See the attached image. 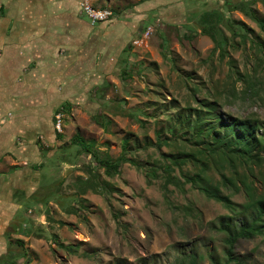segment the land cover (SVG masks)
<instances>
[{
	"label": "rangeland",
	"instance_id": "rangeland-1",
	"mask_svg": "<svg viewBox=\"0 0 264 264\" xmlns=\"http://www.w3.org/2000/svg\"><path fill=\"white\" fill-rule=\"evenodd\" d=\"M85 1L111 16L92 24L83 11ZM226 1L0 5V24L4 18L25 19L19 33L30 26L45 30L51 46V52H35L23 62L25 70L40 76L36 68L48 65L43 72L50 84L24 86L20 93L23 105L32 100L28 89L36 98L51 96L37 119L41 123L35 122L43 132L6 134V152L15 162H4L0 171L19 167L28 153L36 159L24 166L25 181L13 189L12 220L2 230L0 257L10 259L8 264H189L191 257L197 264H227L229 230L222 225L233 230L252 221L256 210L239 214L248 192L240 184L236 193L219 186L237 209L233 214L185 180L201 173L204 162V183L219 185L221 172L231 177L234 171L264 197V152L259 161H236L234 170L227 158L200 151L213 134L224 132L223 121L255 125L262 138L264 1L229 0L245 4L236 11L226 9ZM212 10L239 33L232 40L231 30L221 25L229 38L224 51L200 29V17ZM3 97L8 104L12 95L4 91ZM5 110L4 122H12L9 113L22 109ZM76 136L93 142L95 155L74 142ZM16 147L27 150L18 158ZM123 154L139 167L125 162L107 174L101 159L114 162ZM188 155L198 160L165 170L171 158ZM171 177L180 184L168 183ZM5 187L1 192L13 186ZM9 249L25 255L11 258ZM234 257L240 264H264V234L238 241Z\"/></svg>",
	"mask_w": 264,
	"mask_h": 264
},
{
	"label": "trees",
	"instance_id": "trees-1",
	"mask_svg": "<svg viewBox=\"0 0 264 264\" xmlns=\"http://www.w3.org/2000/svg\"><path fill=\"white\" fill-rule=\"evenodd\" d=\"M264 1V0H263ZM249 2V4H251ZM245 6L244 3H234L232 1H226L224 7L229 11H236L238 9H243ZM200 29L203 34L209 35L216 44V48L223 50L225 46L228 45L229 38L221 30V25L228 27L232 32V40L239 33H236L235 27L228 19L219 10H212L206 13H203L200 17ZM256 123V122H255ZM224 132L220 131L211 136L205 143V148L200 151L203 154H207V157H225L229 162L232 169L236 170V161L240 162H255L261 160V154L264 152V126L262 125V134L261 139L258 137L254 126H246L239 123L224 122L223 121ZM202 135L203 131L199 130L196 134ZM199 136V135H198ZM74 142L81 146L90 154L95 155V147L93 142L85 141L79 136L74 137ZM127 143L124 144V150L126 149ZM193 162L198 160L195 155H188L186 158L174 157L170 159V163L165 165V170L170 173L173 167L179 165L182 162L187 161ZM200 160V159H199ZM101 166L105 168V171L109 175H113L119 171V168L122 163L128 162L134 166H138V163L127 159L125 154H123L117 161H111L109 159H101ZM202 172L197 175L187 176L185 180L193 185H196L198 189L208 198L215 199L219 202L224 203V205L232 210V213L235 214L237 209L234 210V204L231 202L230 198L227 195H224L221 191V186L224 189H232L234 193L239 190L240 185L243 186L244 190L248 192L249 201L241 206L240 213L247 212L249 210H256L253 215L252 221H242V224L235 227L233 230L229 228V225H222V229L229 230L228 236L225 239L227 245V264L235 262V264H240L238 258L234 257V248L238 241L240 240H249L253 239L257 235L264 234V197L254 194L253 186L244 179L242 180L238 172L231 171L232 176L228 177L224 172H221V179L219 185H210L205 178L203 181L204 173L206 169L204 168L206 163L202 162ZM171 184H180V181L174 177H171L170 180H167ZM240 184V185H239ZM21 247V245L19 244ZM9 254L11 258L15 256L25 255V253L17 252L15 249H9ZM6 261V262H4ZM10 259H7L6 256L0 257V262L8 264L7 262ZM189 264H197L196 259L192 258L188 262Z\"/></svg>",
	"mask_w": 264,
	"mask_h": 264
},
{
	"label": "crops",
	"instance_id": "crops-1",
	"mask_svg": "<svg viewBox=\"0 0 264 264\" xmlns=\"http://www.w3.org/2000/svg\"><path fill=\"white\" fill-rule=\"evenodd\" d=\"M17 0H0V5H12ZM25 19H20V21L12 18H4L0 28L7 27V30L0 31V163L1 167L4 166L3 163H9L14 161L15 155H11L6 152L9 149L8 141L6 140V134L13 133L24 134V133H40L43 132L44 126L40 125V121L37 120L42 117L40 113L44 111V102H49L50 97L44 93L34 95V89H28V98L32 96L31 101H27L25 105L20 101H24L23 97L25 94H20L23 91L24 86H41L44 87L50 84V79L46 78L47 73H44L45 68L48 69V65H39L36 69L41 70L42 74L36 75L34 73H29L25 70L24 60H28L35 52L49 53L51 52V46L49 44V34L45 33V30H38L35 26L31 27L30 30L26 32L19 33V24L24 22ZM26 21V20H25ZM27 22V21H26ZM43 25V24H42ZM49 31V30H48ZM47 36V37H46ZM38 41H40L38 43ZM4 91L6 94L12 95L10 102L7 104L4 101ZM32 91V92H31ZM48 92H50L48 90ZM21 96V98H20ZM47 97V98H46ZM22 99V100H19ZM20 102V103H19ZM42 102V103H40ZM19 103V104H17ZM42 105V106H40ZM18 107L21 113H9L12 117V122H4L3 117L6 113V108L13 107L15 111H18ZM27 108L24 110V108ZM36 121L40 123H35ZM12 144V143H11ZM13 146V144H12ZM13 149V148H12ZM27 150V147L15 148V152L18 154ZM5 154V156H4ZM38 155V152H37ZM28 161H21L19 167L17 165H10V169L6 171H0V255L3 253L4 240L2 238V230L7 223L12 220V211H14L15 205L17 204L14 199L16 197L14 194L17 190L13 191L17 183H23L25 180L21 177L24 171V166L29 165V161L35 162V156L27 154ZM39 156V155H38ZM17 160V159H16ZM18 164V162H17ZM12 166V167H11ZM5 167H8L5 166ZM23 169V170H20ZM19 170V171H18ZM13 186L11 189L1 192V189H5V186ZM29 187V186H28ZM7 189V188H6ZM26 188H23L25 192Z\"/></svg>",
	"mask_w": 264,
	"mask_h": 264
},
{
	"label": "built area",
	"instance_id": "built-area-1",
	"mask_svg": "<svg viewBox=\"0 0 264 264\" xmlns=\"http://www.w3.org/2000/svg\"><path fill=\"white\" fill-rule=\"evenodd\" d=\"M83 11L91 19L92 24L107 20L111 16L109 11H94L88 4L87 1L82 3Z\"/></svg>",
	"mask_w": 264,
	"mask_h": 264
}]
</instances>
